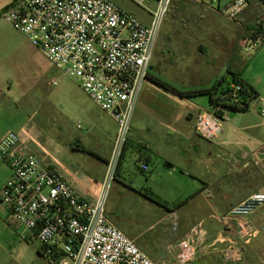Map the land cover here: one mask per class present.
Listing matches in <instances>:
<instances>
[{"label":"built area","instance_id":"2783aa9c","mask_svg":"<svg viewBox=\"0 0 264 264\" xmlns=\"http://www.w3.org/2000/svg\"><path fill=\"white\" fill-rule=\"evenodd\" d=\"M123 1L19 0L2 14L57 69L52 84L63 76L75 79L117 123L104 179L89 196L30 148L27 142L33 138L27 133L10 131L0 139V157L12 171L0 193V202L8 209L7 222L24 228V239L30 235L38 239L45 255L56 264H159L108 219L106 206L139 94L149 79L158 36L174 0H153L156 5L148 10L149 23L122 6ZM130 1L143 7L152 0ZM196 1L235 22L248 4V0ZM247 29L249 35L241 39V45L247 50L258 48L259 40L264 41V15ZM230 87L232 101L241 108L244 104L238 91L242 85L232 81ZM255 100L260 103L264 128V99ZM216 112L207 108L196 115L195 130L207 139L221 134V121L229 114ZM140 166L149 169L146 162ZM263 204L264 192H254L233 205L224 220L246 218ZM238 228L242 239L253 231L245 221ZM207 241V230L200 221L178 242V264L195 260ZM225 243L223 256L232 262L240 260L241 245L232 239Z\"/></svg>","mask_w":264,"mask_h":264},{"label":"crops","instance_id":"0c3cea01","mask_svg":"<svg viewBox=\"0 0 264 264\" xmlns=\"http://www.w3.org/2000/svg\"><path fill=\"white\" fill-rule=\"evenodd\" d=\"M18 1L0 0V61L5 58L1 56V49L10 47L12 52L7 57L15 60L14 63L27 75L24 80L31 84L33 89L39 90L45 83H52V76L56 75L57 69L46 60L40 48L33 45L25 34L15 30L2 17L3 10ZM262 15L264 0H248L237 23L246 26L245 24L255 21ZM245 35H249L248 29H245L243 36ZM241 39L236 45L242 46ZM49 66L53 71L50 73L51 77L50 75L46 77L43 72L49 69ZM228 68L237 71L241 78L255 88L258 97L264 99L263 70L259 77L253 78L247 69L243 71L231 66ZM150 75L158 76L151 70ZM223 75L227 73L216 75L210 85ZM146 83L148 86L139 94L128 143L113 182L120 183L125 189L145 198V191L134 188V183L126 181L124 175L128 172L125 166L126 158L131 153L133 160L139 162L137 165L140 171H145L140 166L141 162H146L149 167L152 163H158L156 175L162 176L164 181L160 187L151 185L146 191L153 192L165 202L166 209L156 221L163 224V228L153 234L152 239H155L137 242L140 235L129 237L135 239L139 247L157 263L178 264L176 261L178 242L201 221L207 230L208 241L199 247L197 258L187 264H264V204L246 218L224 220L225 214L233 205L254 192H264V128L259 114L260 103L255 100L248 109L238 110L232 115L230 110L228 117L221 121V134L215 139H207L196 132L195 118L201 110L209 108L208 103L184 97L155 82L151 76ZM162 95L164 100H159ZM76 107L82 109L81 106ZM140 110H147L149 114L156 116V121L162 126L158 134H148L147 131L150 130L148 126L149 129L146 131H136L133 122ZM102 111L106 118L99 119L98 124L103 131L109 133L108 154L102 153L98 138L90 132L79 135L63 132L64 143L58 141L46 144L39 142L28 132L33 138L29 144L35 146L38 154L73 182L80 192L88 196L92 194L97 183L104 179L117 132L116 121L107 112ZM4 135L6 133L2 134L0 139ZM74 153L84 156L78 159ZM87 162H94L97 172L89 170ZM1 166L6 173L0 193L12 174L8 164L4 162ZM147 180L152 182V177L146 176L145 181ZM170 204L177 207H171ZM113 208L112 204L106 208L107 217L124 230L126 227L122 220L111 215L110 210ZM7 216L8 209L0 202V226H11L7 222ZM171 219L175 221L172 222ZM240 221H245L252 227V234L246 239L239 235ZM154 227L155 223L150 226ZM228 239L235 240L242 247L243 256L236 262L229 261L223 256L222 249ZM26 240L38 239L30 235ZM40 248H36L35 255L44 258L46 255L43 245ZM50 263L53 264L51 261Z\"/></svg>","mask_w":264,"mask_h":264},{"label":"rangeland","instance_id":"374dc122","mask_svg":"<svg viewBox=\"0 0 264 264\" xmlns=\"http://www.w3.org/2000/svg\"><path fill=\"white\" fill-rule=\"evenodd\" d=\"M199 1L206 4L210 2ZM120 4L145 23H149L148 10L154 9L156 2L152 0L143 7L130 0ZM242 24L204 8L195 1L185 0L181 4L174 0L158 36L151 65L152 73L184 90L208 87L216 75L226 74L229 66L243 71L247 69L253 78L259 77L262 70L264 71V41L259 40V47L251 50L236 45L252 22L245 24L246 26ZM11 52L8 46L1 49V56L5 58L0 61V136L10 131L23 135L29 132L39 142L46 144L58 141L64 143L63 132L73 135L90 132L98 138L102 153L108 154L109 133L103 131L98 124L99 119L105 120L106 115L79 87L76 80L63 76L57 85L47 82L42 89H33L24 80L27 75L14 63L15 60L7 57ZM48 68L43 72L46 77L53 71L52 67ZM54 77L56 76H52V80ZM147 86L145 83L143 88ZM192 99L209 104L208 94H198ZM159 100H164L163 95ZM76 106H81L82 109ZM152 107L157 109L155 105ZM133 125L136 131H146L149 127L147 133L151 135L158 134L162 128L156 121V116L149 114L147 110L138 111ZM29 142L27 143L30 148L35 150V146ZM74 156L81 159L84 155L74 153ZM134 161L132 154H128L125 161L128 172L124 174L127 183H134V188L143 192L150 189L151 185L160 187L164 180L162 176L156 175L159 164L152 163L149 170L140 171L137 165L139 162ZM4 162L0 157V187L6 173L1 166ZM87 163L89 170L97 172L94 162ZM146 176L152 177V182L150 178L145 181ZM112 184L106 207L112 204L114 208L110 210L111 215L122 220L126 227L123 231L128 236L140 235L137 242L155 239H152L153 234L163 228V224L156 221L165 211L166 203L163 205L146 196L140 197L122 187L120 183ZM170 206L177 207L175 204ZM171 221L174 222L175 219ZM153 223L155 227L150 228ZM5 226H0V264H51L47 256L36 257V248L42 247L39 240L24 239V228Z\"/></svg>","mask_w":264,"mask_h":264},{"label":"trees","instance_id":"16d2710c","mask_svg":"<svg viewBox=\"0 0 264 264\" xmlns=\"http://www.w3.org/2000/svg\"><path fill=\"white\" fill-rule=\"evenodd\" d=\"M184 1L185 0H178V3L182 4L184 3ZM192 1H195L196 3L200 4L202 7L205 8V6L202 3L197 2L196 0H192ZM4 11L5 10H3V12ZM150 76L155 82L169 89H172L173 91H175L176 93L184 97H193L198 94H208L209 95V108L213 110H217L216 113L219 116L224 115L226 111H230V110H237V111L246 110L249 108L250 104L258 97V93L255 90V88L250 83H248L246 80L241 78L238 72L233 70L232 68H228L227 75H223L222 77L216 79L210 86L204 87V88L189 89V90H182L178 87H175L160 76L150 75L149 73V77ZM232 81L240 83L242 85V89L238 91V96L242 98L241 102L244 104L241 108H239L238 105L232 101L234 99L232 95V89L230 87V84ZM126 145L123 149V153L118 163L117 170L124 156ZM117 170L115 173V178L117 176ZM144 195L149 199H154L158 203L165 205V203L158 196L153 194V192L151 191H146ZM52 263L56 264L55 262H52Z\"/></svg>","mask_w":264,"mask_h":264},{"label":"water","instance_id":"95a60500","mask_svg":"<svg viewBox=\"0 0 264 264\" xmlns=\"http://www.w3.org/2000/svg\"><path fill=\"white\" fill-rule=\"evenodd\" d=\"M236 111H237V110H232L231 113H230V115H232V113H234V112H236Z\"/></svg>","mask_w":264,"mask_h":264}]
</instances>
